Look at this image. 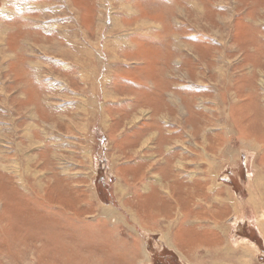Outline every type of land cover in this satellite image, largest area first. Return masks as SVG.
<instances>
[{
  "label": "rangeland",
  "instance_id": "1",
  "mask_svg": "<svg viewBox=\"0 0 264 264\" xmlns=\"http://www.w3.org/2000/svg\"><path fill=\"white\" fill-rule=\"evenodd\" d=\"M72 1L0 0V264H264V0Z\"/></svg>",
  "mask_w": 264,
  "mask_h": 264
},
{
  "label": "bare ground",
  "instance_id": "2",
  "mask_svg": "<svg viewBox=\"0 0 264 264\" xmlns=\"http://www.w3.org/2000/svg\"><path fill=\"white\" fill-rule=\"evenodd\" d=\"M71 1H72V0H69V3H70V4L73 2V1H72V2H71ZM6 5H7V4H6ZM72 6H73V5H72ZM121 6H124V3H122ZM127 7H128V6H127ZM127 7H126V8H127ZM6 9H7V8H6ZM8 10H9V9H8ZM12 13H13V12H12ZM135 13H136V12H135ZM12 15H13V14H12ZM0 34H2V32H0Z\"/></svg>",
  "mask_w": 264,
  "mask_h": 264
}]
</instances>
